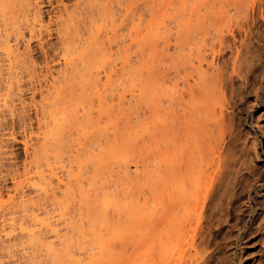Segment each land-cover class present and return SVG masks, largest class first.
<instances>
[{
    "label": "bare ground",
    "instance_id": "1",
    "mask_svg": "<svg viewBox=\"0 0 264 264\" xmlns=\"http://www.w3.org/2000/svg\"><path fill=\"white\" fill-rule=\"evenodd\" d=\"M177 1L179 2V5L174 7V13L173 14L171 13L172 14L171 15L168 12L169 13L168 15H170L169 20H172L171 21L172 26L169 28V30L166 31L167 33L163 30L165 33L163 34V36H161L159 38V36H160V35H158L159 31L155 32L158 34H155L154 32H152V34L154 33V35H156V37L158 35V37L154 38L153 39L154 41L152 39L151 40L149 39V38H153L151 36H149V38H148L149 40L148 39L145 40V41L148 40L149 42L151 41L152 45H153L152 47H150L152 50L150 55L148 54L149 55L148 56L149 61H151V62L146 60L147 58L143 59L144 58L143 56L145 53H143L144 51L142 52V49L138 47L141 51L140 50L137 51L138 52L137 56L140 55L141 61L144 60L142 62L140 61L141 63L139 62L141 65L139 63L135 65V63H137V61L135 62L134 59H131V58H133L132 55L130 56V54H127V52H126V54L124 56H122L123 57L122 60H120L121 61L120 66H118V68H116V67L112 68L110 71L109 69L112 66V64H111L112 61L110 63L111 59L108 60L106 58V55L104 58H102L103 55L102 56L100 55V53H99L100 49H97L95 46L96 44H95L94 46L96 49L93 46H92L93 47L92 48L91 45L90 46L86 45L85 48L84 47H81L80 49L75 48V49H78V50H75V49L73 50V52L75 51V53L70 52V51L68 53H62L63 54L62 63L60 64L59 71L57 70V72L54 70H51V68H49L48 66L46 67L45 75H44V77H45L44 88H43L42 92L40 93V94H42L41 97H42V101H43L42 102L43 106L41 107L42 112L40 110L39 111L41 112L42 118L38 120V124L41 128V126H42L41 120H42V123H47V125L44 124L45 127L44 126L43 127L45 129H47V128L48 129L47 130L43 129L44 130L43 131V130H41L42 128L41 129L39 128V130H41V131L39 132L40 135L37 139V141L39 140V142L36 143L37 145H33V144L29 143L27 139H24L22 141L23 145H24L25 152H26V154H25L26 159H25V163H24V168L22 169L23 170L22 173L24 176L26 175L25 176L26 181L29 182V184H30L29 187L30 188L34 187L36 189V190L32 191L36 196L34 195V197L33 196L29 197L27 195L29 198H25V196L23 194L22 196L15 198L13 196V193H12V195L7 194V195H9V197H8L9 199L6 198L8 203L10 202V200L12 198L13 199V200H11L12 204H14V207H16V209L20 208L19 209L20 213L25 208H26L25 211H27V210L30 211L29 207L30 208H31V206L34 207V205H35V207H37V206L40 207V204L43 203V199L45 198L42 195L46 196V198H47V193H48L47 199H51L50 197H52V200H53V197L55 196V195H53L54 190L51 191L50 187L49 188L47 187L50 190V192H49L48 189L46 188V185H50V182H48V181L54 180L53 178L58 180V181H56L58 183V185H59V183L63 182V181H60L59 178L56 176L57 171L60 170L59 167H62V166L58 165V162L60 161V158H59L61 155L60 153H62V151H63L60 149L61 147H63L62 146V144H63V138L62 137L64 135V137L66 138V135H67L66 133L71 132L72 128H74L73 122H74V120H76L78 118L77 117L78 114H77V116L75 114L74 115L73 114H67L66 115V114H64L65 112L63 113L64 110H62L60 112V116H59V113H57L59 111L58 106L62 107L67 102V100L73 101L74 104L79 105L81 108V113H82L81 116L82 117L80 116V119H82L84 122H86L87 119L90 120L92 118V117L91 118L89 117L90 113L87 114L88 102H87L86 90L88 88L89 89L93 88L94 83L91 81L90 77L87 75V71L91 72L94 70V68L99 70L98 69V67H99L98 62L100 61V59H103V61H102L103 64H104V62H107L106 65L108 67L110 65V67H109V69H107V66L105 64L104 65L102 64L103 67L101 66L102 68L106 67L104 69L108 70L107 75H106L107 79H106L105 83L103 82L104 85L102 87V90L105 89L108 92L107 95L109 94L108 95L109 97L112 96L114 91H116V88H117L116 86H118V84H119V83L117 84L115 81L118 77H121V79H120L121 82L124 80L125 83H127L126 86L129 87V89L128 90L126 89V90L129 91L128 97L130 99L128 98L129 101L126 102L127 104H124V101L126 98V97H124V95L126 96V94L123 92L122 95L123 94L124 95L122 97H120V100L118 101V99H117V101H118L117 104L119 106L115 102L116 105L115 104L114 105L116 107L117 106L118 107L116 108V107H114V105H111L112 107H109V109L107 110V108H108L107 104L111 103V98H109L106 95L105 90H104V92L100 91L102 93L98 94V96L101 95V97L99 96L100 100L101 99L103 100V101L98 100L99 105L106 103V104H103L104 105L103 107L106 108V112L103 116H105V117L107 116V122L108 123L106 122L107 125L105 124L106 126L104 125L103 127L102 126L99 127L100 125L97 127L96 126L98 124L97 123V124H95L96 127H94V128L90 127L89 129H91V128H93V129H91V130L87 129V131L84 130L85 127H84V129L81 127L82 128L81 130H83L82 131V137L79 138V136H78L77 139L79 138L80 141H81V139H83L81 141V143L80 142L79 143L81 145V148L84 151H86V149H85L87 147L86 145L88 143L90 144V142L93 139H96L97 141L96 140H94V141L96 142L97 145L94 143L95 144L94 148L96 146H97V148H99L100 155L98 152H97V154H98L97 156H96V154H93L94 156H92V155H90V153H88L90 155V157H92V158H88L89 160L91 159L90 160L91 162H89V160H88L87 163L85 162V166L88 163H91V167L93 166V168L91 169V170H93V173H92V175H90L91 179H88V180H91L89 182L90 187L88 186L87 190L80 189V188H79L80 190L79 189L76 190L77 192L79 191V195H80V196L79 195L77 196L78 199L77 198L74 199V197H72V195H71L73 193V190H72L73 188H71V184H70V187H67V185L64 184V189L65 188L66 189L64 190L63 195L66 197L70 196L72 200L74 199L73 201H75V203L72 201L74 203V207L72 206L73 207L72 212H70L71 216H70V214H67V215H69V217L66 216V214H64L65 216H63L62 215L63 213H62L61 216H63V218L62 217L61 218L64 221L63 227L66 228L67 230L68 229L69 230L71 229V231L74 230L75 231V232L73 231L74 234L76 233L77 237L81 238V242H82L81 246L84 245V247H85L86 245L89 244L88 247L92 246L91 248H93V246H94L95 250L97 248L100 251H102L103 253H107V254L109 253L108 251H110V249H114L113 251H111V252H113L111 255L112 258L110 256L111 252L109 253L110 258L108 257L109 258L108 263H110V261L113 258H115L114 256L117 255L116 251H119V250L115 249V246H116V248L118 246L122 247L123 254L122 253L121 254L123 256L119 252L118 258H120V260L122 262H125L126 264H205V261L207 262V260H208L207 258L211 257L210 251L208 253V248H207L208 246L206 245L204 248V245L207 244L206 239H205L206 241L203 242V244L205 243L204 245L202 243H199V242L197 243L194 241V239L197 241L196 233L200 232V231H196V230L200 229V225H201L200 220L201 219L199 218L196 221L195 220L196 217H194L193 214H194V212L197 213V208H200L197 206V204L199 203V197L201 195L204 196V199H205V197H208V196L212 197V195H217V196L220 195L222 198L223 193H222V195H221V192H220V194H218L219 192L217 193L216 192L217 190L215 191L213 189V186H216V185H214L215 181H222L224 179V177L226 176L227 167L229 166V163L231 162L230 161L231 157L227 152L226 144L223 142L222 134H224L223 133L225 131L224 129H226L227 127L228 128L232 127V125H230V124H232L231 120H234V119L231 118L232 113L230 112L231 113L230 114L228 112V113L224 114V115H227L228 119L226 121L224 120V119H226L225 118L226 116H224L222 114L223 113L222 110H223L224 97L221 96V94L224 95L225 92L221 91L220 88H222L223 85H225L226 82H228V81L225 82L224 79L230 80L231 79L230 76H232V77H233V75L238 76L243 71L242 72L240 71V70H242L241 69L242 66H237L239 64L238 63L236 65V67L238 69L236 70L233 67V70L231 72L233 75H231V74L228 75L227 74L228 71L225 73L224 68L220 67L221 65L219 66L218 63H217L218 65H216V63L215 64L212 63V62H215L213 60V58H212V61L207 62L208 58L206 59V56L208 57V55H205V54L209 51V49L204 47V45L202 44V46H203L202 49L207 50V51H203L197 44L195 46V44L193 43L194 39L192 40V38L195 36V34L198 35V34H202L203 32L205 33V30L207 27L206 23H208V20L209 21H216V20H214V18L215 19L218 18L217 13L216 12H215L216 14L213 13V11H214V9H213L214 8L213 7L214 0H205V1L200 0L201 2H204V3L199 4L200 1H199V3L196 2L195 3L196 5L194 4V6H192L190 8L189 7L187 8V6H186V5H188L187 0H177ZM206 1H208V3ZM236 1L238 3L239 0H236ZM236 1L233 3L234 5L236 4ZM30 4H33V5H30ZM37 4H39V3H37V0H32V2H31V0L30 1L29 0L28 1L27 0H0V17L2 19V22L4 21V22L8 23L10 25L9 27L11 28L12 31L15 28V32L17 31L16 29H18L20 27L19 25H18L19 27H17L16 23L21 24L23 22H24L23 23L24 25H26V26H27V24L29 25V29H31V30H29V32L34 31V29H36V28L41 29V31H42V29L44 31H46L48 29V27L50 26L49 21L46 22L41 17V12H39L40 8H39V5L37 6ZM92 4H93V1H91V5H90L91 7H93ZM168 4H169V2H168ZM28 6H33L31 8L32 13L28 14V11H27V10H29V9H27V8H29ZM198 6H199V8H198ZM200 8L203 10L200 11L201 10ZM196 9H198V10L200 9L199 12ZM205 9H207L208 12L204 11ZM196 11L198 13H196ZM193 14L198 15V18H195L196 20L191 18V15L193 16ZM214 14L216 15V17ZM28 15H30V17ZM60 15L57 16L55 22L57 24H59V26H60V28H59L60 36L59 37L62 39L61 41L65 40L64 41V43H65L66 40L68 42V40L75 41L76 37L80 38V35L78 34V32L73 31L74 30L73 27H74L75 22L72 20V16H70L69 13H67L66 16L64 15L65 17H63L62 15H61L62 16L61 17ZM154 15H156V14H154ZM187 16L189 19L187 18ZM18 18H20V19H18ZM167 18H169V16ZM179 18L182 19L181 20L182 23L180 22ZM184 18L188 19V20L184 21L183 20ZM157 19L158 18H156L155 21H157ZM164 19H166V17ZM20 20H23V21L21 22ZM18 21H20V22H18ZM25 21L27 22V24H25ZM153 21H154V19H153ZM29 22H30V24H29ZM167 23H168V21H167ZM150 25H151V23H150ZM161 25H162V23H161ZM136 26H138V25H135L133 32H135L137 30ZM160 26H159V28H160ZM32 28H34V29H32ZM162 29H163V26H162ZM98 33H100V30L98 31ZM142 33H144L145 36L147 34V32H142ZM5 34H6V32H5ZM9 34H11V33H9ZM17 34L18 35L20 34L19 31H17ZM28 34H30V33H28ZM14 36H15V34H14ZM164 36H166V37H164ZM8 37L9 36H7V38ZM22 37H23V35H22ZM138 37L139 36H137V38ZM15 38L18 39L19 36H18V38L17 37H15ZM202 38H203V36H202ZM133 39L134 40H131L132 45L135 42L134 45L138 46V43L140 42L141 38L139 37L138 39H136V37H135ZM157 39H158V41H156ZM25 41H26V39H25ZM7 42H9V41H7ZM7 42H5V39H4V42L1 43V46H3V44L6 43L2 49L3 55L6 56L5 60L8 61V63H7L8 68H6V70H8V71H6V74L9 72L8 77H9V79H12V78H15L14 76H16L15 75L16 72H13L16 69V68L14 69V66H15L14 64L19 62L18 60L20 59V57L22 55L21 53H23L22 56H24V57H22V58H24V60L26 57L24 55V51L19 53L18 46H14L15 44L17 45L18 43L15 42L14 45H10V43H7ZM153 42H155V43H153ZM156 42H158V43H156ZM25 44H27V43L25 42ZM142 44H140V45H142ZM143 45H145V44H143ZM26 46H28V45H26ZM26 46H24L23 49L24 50L26 49L25 52L28 53ZM250 46L251 45H249L248 48ZM0 48H2V47H0ZM204 48H206V49H204ZM163 49H169V50H168V52H166V51L164 52ZM248 50L250 51V49H248ZM64 51H65V48H64ZM245 51H246V49H245ZM244 52L240 53L239 49H238V53H236L235 55H238L240 53L242 56V55L248 53V52H245V53ZM1 53H2V51H1ZM240 54H239V56H237V57H240V59L238 58L239 60L236 59L237 57H233L232 59L235 58L237 60V62L241 60L239 65L243 64V62L245 64V60H247L249 62V59H247V58H250V57H247L245 60H242ZM26 56H27V54H26ZM251 57H253V56H251ZM1 58H3V56L0 57V59ZM109 58H110V56H109ZM242 58H244V56ZM164 60L165 61L167 60L166 64H165ZM236 60H235V62H236ZM251 60H252V58H251ZM14 61L15 62L17 61V62L13 63ZM94 64H97V65H94ZM251 64H252V62H251ZM3 65H4V63H3ZM92 65H94L95 67ZM249 65H248V63H246V67H249ZM232 66H233V64H232ZM1 68H3V67H1ZM245 68H244V70H246ZM104 69H102V72L105 71ZM100 70H99V72H101ZM75 71H78V74H79L78 80L74 76ZM117 71H119V72L116 73ZM4 72H2V73H4ZM144 72L145 73L147 72L149 74H147V73L145 74ZM103 73L106 74V72H103ZM191 73H193V74H191ZM11 74H14V75L12 76ZM116 74H118L119 76H117ZM9 75H11L12 77ZM112 75L117 76L116 79L113 78ZM106 76H104V77H106ZM19 77H21V76H19ZM141 78L144 79V80L143 79L142 80L145 83H143ZM112 79L113 80L115 79V80L112 81ZM148 80H150V82L148 83V86H146ZM178 80H180V81L178 82ZM121 82H120V84L125 85ZM19 83H20V80H19ZM166 83L167 84L169 83V88H167L168 90L164 88L165 85H167ZM144 84H146V85H144ZM220 84H222V86ZM224 87H226V85ZM97 88L95 89V91L93 93L99 91ZM218 88L220 91H218ZM9 89L10 88L8 87V90ZM231 89L232 88H230V90ZM11 90H12V88H11ZM96 90H98V91H96ZM117 90L119 91V89H117ZM232 90L230 93H232V97H234ZM110 92L112 93V95H110L111 94ZM218 92H220V93H218ZM9 93H11V92H9ZM9 93H8V95H9ZM93 93L91 92V94H93ZM104 93H105V96L108 98L104 97ZM116 94H117V92H116ZM95 95H97V94H94V97L98 98ZM229 95H231V94H229ZM116 96H118V95H116ZM119 96H121V94ZM218 96H221L222 99H221V97H218ZM236 96H237V94H236ZM10 97H11V95H10ZM92 97L93 96L91 95V99H92ZM103 97H104V99H103ZM112 97H114V96H112ZM3 98H5V97H3ZM115 98H117V97H115ZM107 99H110V101H106ZM126 100H127V98H126ZM145 100H146V102H148V107L149 108L152 107V108H150L149 113H151V111L154 110V112L156 111V113L158 114L155 119L152 118L154 120V123H153L154 127H152V129L150 128L152 132L149 129H147L148 125H145L147 123L144 124L145 126L142 125L143 121L145 119L144 118L145 116L143 117L144 119L142 120V123L140 121L142 128H143L141 131L138 129L135 130L137 128L136 123L133 124V122L131 120L132 118L130 116V115H134V113L138 110V107H140L141 104H143V102L145 103ZM220 101L222 102V104L220 103ZM23 102L24 101L22 100L21 104L24 105V107H25L26 102L25 103H23ZM217 102H218L217 106H219L221 104L220 107H222V110H220V108L218 109L216 107ZM5 103L6 102H3L4 107H5V105H4ZM123 104H124V106L126 105V108L122 107ZM130 104H132V105L135 104L136 107L138 105L137 110H136L134 105L133 106L135 109L131 108L132 106ZM46 106L48 107V109L43 111V108ZM4 107H3V109H4ZM129 107L131 109H129ZM166 107L168 108L167 110H166ZM127 108L129 109L128 111H127ZM0 109H2V108H0ZM113 109H114V111H113ZM139 109L141 112L142 111L141 107ZM111 110L113 113H110ZM115 110H116V112H115ZM130 110L131 111L136 110V111L132 114V112L130 113ZM146 110H147V108H146ZM216 110L219 111L218 116H216L217 115ZM126 111L129 113V115H128V113H126ZM161 112L165 113L166 115L165 116H162V114L159 115ZM109 113H110V115H114V118H113V116H110ZM124 113H126V114H124ZM56 114H57V116H56ZM145 114L143 113V115H145ZM123 115H125V116L128 115L130 117L126 116V118H125V116H123ZM150 115H152V113ZM58 116H59V120L56 121L58 119ZM72 116H74V117H72ZM75 116H76V118H75ZM111 117H112V119H111ZM48 119H51V120L49 121ZM43 120L46 122H43ZM148 120H146V121H148ZM155 120H156V122H155ZM48 121H49V123L52 122L53 125H52V123L48 125ZM150 121L152 123V120H150ZM119 122H121V123L119 124ZM130 123L133 124L132 125L133 127L130 125ZM50 125H51V127H50ZM93 125L94 124H92V126ZM254 125H257V123ZM111 127H113V129ZM114 127H115V129H114ZM214 127L216 128V130H214L215 129ZM258 127L260 128V126H258ZM108 128H110V129H108ZM103 129H105V130H103ZM260 130L262 131L261 128H260ZM107 131H108V133H107ZM136 131L137 132L140 131L141 133L144 132L145 134H148V135H151L153 133L149 137L151 139V142L154 141L153 143H151V145L154 147H152L150 144L149 145L147 144L145 146L143 145L142 147H146V149H147L148 146H151V147H148L147 150H149V153H151V154H152L151 151H153V152L155 151L154 153L156 155L155 154L154 155L157 158V159L155 158L156 161H155V164L153 165L154 167L152 168V173H153V174H151L152 178L150 177L151 184H152L150 187V189H151L150 194L152 195V197H151V199L150 198L149 199L151 200L150 202H152L151 203L152 206H150V207H152L151 208L152 210L150 209L151 212L149 215H148L149 212L147 213L145 211V215H148L147 217H145L144 215H142L139 212L141 210V205H140L141 203L139 204L140 199L135 198V195L133 196V194H135L137 192V189H135L136 192L132 191L131 186H130V185L134 184L132 186L136 185L135 187H133V188H136L137 186H139L141 184V182H140L141 179L139 181L137 176L135 178H133L136 174L134 176L131 175L132 176V179H131L130 175H128V170H126V169L124 170V172L122 171V174H121V170L124 169V164H126L125 162H127L126 165H129L128 164L129 161H127L129 159H127V158H130L133 156V158H132V160H133L134 156L138 155V153L140 152V149L142 148L141 146H140L141 148L138 146V142L136 141V140H139V138H137V136H136V133H137ZM227 131L228 130H226L225 132H227ZM150 132H151V134H150ZM262 133H263V131H262ZM134 135H135V137H134ZM134 139H136V140L134 141ZM152 139H153V141H152ZM94 141H92V142H94ZM133 143H136L135 144L136 146ZM91 147H93V144ZM100 148H101V150H100ZM137 149H139V150H137ZM93 150H95V149H91V152H94ZM131 150H132V152L130 153ZM166 152H167V156H166ZM79 153L81 154V151ZM128 153L131 154V156L129 155L130 157L128 156ZM52 155H54L56 157L59 156V157H58V159L56 157L55 158L53 157L52 161H49L48 159H50ZM159 156H161L163 158H161V157L159 158ZM48 157H50V158H48ZM53 159L59 160L57 162L55 161L57 163V165L59 166V167L56 166L58 168L56 173L53 170L54 168L56 170V167L53 166V164H49V163L53 162ZM79 160H78V164L81 162ZM164 160H165V162H164ZM258 160L261 161V158ZM85 161H87V158ZM55 162H54V164H55ZM41 165L43 167L44 166L46 167V168L44 167V169H46L45 171L42 170ZM50 165L53 169L50 167ZM138 165H140V166H138ZM142 165L143 164L135 163L134 167L137 166L136 167L137 169L140 167L139 169L140 170L142 169L141 171L143 172V166L144 165L143 166ZM80 166H81V163H80ZM81 168H83V167H81ZM125 168H127V167H125ZM136 168H135V170H137ZM78 171H79V168H78ZM60 172H61V170H60ZM89 172H90V169H89ZM118 172H120V173H118ZM125 172L127 173V175H124V174H126ZM45 173H47V174H45ZM113 174L115 177L113 176L114 178L112 179L111 176ZM120 175L121 176L123 175V176L121 177ZM58 176H59V174H58ZM119 178H120V180H119ZM124 178H126V180ZM76 179H77V177H76ZM108 179L110 180V185H111L112 180H113L112 182L115 181L114 179H116V182H114V184L116 183L115 185H118L119 183L122 185H125L126 184V183H124L125 181L128 183H131V182H134V183H132V184L127 183L128 185L126 184L127 186L125 185L124 186L125 188L123 187L124 188L123 190H122V186L118 185L119 188L117 186V189L114 190V188L113 189L111 188V187H113L112 186L113 184L111 186L108 185V182H109ZM30 180H33V181L30 182ZM94 180L99 181L98 183H100V184H97L96 181H94ZM100 180H102V181H100ZM137 180L139 181L140 184L137 182ZM26 181H24V179L22 180V182H26ZM106 181H108V182H106ZM105 182H106L107 186H106ZM121 182H123V183H121ZM31 183H32V186H31ZM101 183H103L107 189L104 187L105 190H102V189H100L101 187H99L98 191H101L102 193L98 192V191H96V193L97 192L100 193L101 196H99V195L95 196L96 194H95L93 189H95L96 187L94 188V185L95 186L96 185L101 186ZM115 185H114V187L116 188ZM259 185L264 186V178L260 179ZM16 186H15V189L16 188L18 189L19 185H16ZM141 186H142V184H141ZM19 187H21V186H19ZM78 187H79V185H78ZM120 187H121V189H120ZM57 188L59 189L60 187H57ZM110 188H111V192H109ZM15 189H14V191H15ZM120 190H121V192H119ZM2 191L3 190L0 191V208L1 209H3L5 204L6 205L8 204V203H6L7 201L4 202L2 200L3 199L2 193H1ZM112 191H114V192L116 191L117 194L112 192ZM5 192H7V191H5ZM17 192H20V191H17ZM22 192H24V191H22ZM22 192H20V193H22ZM77 192H74V193L76 194ZM133 192H135V193H133ZM20 193H19V195H20ZM17 194L18 193H16V195ZM75 194H74V196H75ZM38 196H41L42 201L41 200L40 201L42 203H38V205H37V201L40 199V197H38ZM37 197L39 199H37ZM55 197H54V200L56 199ZM98 197H99V199H98ZM136 197L139 198V196H136ZM33 198H35V200H36L35 202H34ZM148 200H147V198H146V200L144 199L142 201V206L147 208L148 205H146L147 202H145V201H148ZM11 202L9 203L10 206L8 205L9 207L8 206L6 207V210L8 208L12 207ZM3 204H4V206H3ZM29 204H30V206H29ZM27 205L29 206L28 208L26 207ZM201 207H202V205H201ZM149 208H147V211ZM19 210H18V212H19ZM37 210H39V209H37ZM1 211H3V210H1ZM23 214L24 215L19 214L21 216L20 218L18 217L20 220L14 218V217H11V223L9 224L10 229H8L9 231L7 229H5L8 232L5 231V232L1 233V230H0V237L4 235V237L11 238L13 236L12 232H14L15 229H18L20 232L25 231L27 234L26 237L29 239V241H31L33 243L34 242L33 240H38V238H37V230L38 229L42 228L41 231L42 230L47 231L48 229H50L52 232H54L55 237L59 234L60 230L58 229V227L56 228L55 223H54V225H52V227H51V225L49 227V223L47 222V221H49L48 220L49 215H48V217H47L48 219H47L46 218L47 213L43 212V214H45L44 216L42 215L43 217L38 215V213H36L35 215L32 214L31 216H33V220L30 216V218H31L30 221L32 220L34 222V220H36V223L35 222L34 223L36 224L37 227L36 226L35 227L25 226V224H23V223H25V221L24 220L21 221V219H23V217L25 216L24 212H23ZM26 214L28 215V213H26ZM39 214H40V212H39ZM200 214H201V211H200ZM0 215H1L0 220L2 221L3 215H2V213ZM36 215H38V216H36ZM126 215L129 217V220H128V218H126L127 217ZM195 215L197 216V218L199 217V213H197ZM190 216H192V217H190ZM125 218L129 222L125 221L124 220ZM192 218H194V219H192ZM123 221L125 222L126 225L124 223H122ZM192 221L194 222V225L192 224L193 227L191 226ZM199 222H200V225H199ZM1 223L2 222H0V224ZM37 223H39V226ZM51 224H52V222H51ZM7 226H8V224L6 225V227ZM46 227L47 228L49 227V228L47 229ZM13 229H14V231H13ZM41 231L38 230V232H40V233H41ZM51 231H48V232H51ZM16 232L17 231H15L14 233H16ZM52 232H51V234H52ZM55 233H57V235ZM115 234H117L118 236L116 235L117 240L114 239V242H113L112 238L115 237L114 236ZM201 234L199 235L198 241L203 239ZM43 236H42V238H43ZM200 237H201V239H200ZM7 238H5V239H7ZM27 238H26V240H28ZM118 238L120 239L119 241H118ZM53 239H54V237H53ZM29 241H28V244L31 243ZM7 242L11 243L9 241H7ZM110 242H111V246H110ZM112 242H113V244H112ZM116 242L118 244L119 243L120 244L118 245ZM14 243H16V242H13V245H14ZM21 243H24V242H21ZM53 243L47 244L46 246H44L45 247L44 250L47 249L46 255H47V257L49 255L48 259H50V260L47 259L48 263L50 262L51 264H62V263L63 264H65V263L70 264L69 262L72 261L73 257L75 260V256L73 255L74 254L73 252H71V253H73L72 254L73 257L71 256L70 250H68V249L66 250L67 252L63 251L64 252V255H63L62 254L63 252H59L57 247H56V249H54L55 247H54ZM4 244H6V243H4ZM33 244H35V243H33ZM28 246L30 249V247H31L30 244ZM112 246H113V248H112ZM34 247H36V246H34ZM108 247H109V249H108ZM31 248L33 249V247H31ZM80 250H81V247H80ZM29 252H31V251L29 250ZM95 252H98V251L96 250ZM114 253H115V255H113ZM29 255H31V254H29ZM45 258H46V256H45ZM118 258H116V259L119 260ZM129 258H130V260H129ZM81 259L78 261L75 260V263L81 264V262H82ZM32 260H33V258H32ZM66 260H68L69 262H65ZM113 260L116 261L115 263H118V264H119V262H121V261L118 262L115 259H113ZM79 261H81V262L79 263ZM114 261H112V262H114ZM239 261H241V260L239 259ZM30 262H32V261L30 260ZM94 262L97 263V261H93V262L91 261V263L89 261L88 263L93 264ZM82 263H84V262H82ZM88 263H86V264H88ZM232 264H234V263H232Z\"/></svg>",
    "mask_w": 264,
    "mask_h": 264
},
{
    "label": "rangeland",
    "instance_id": "2",
    "mask_svg": "<svg viewBox=\"0 0 264 264\" xmlns=\"http://www.w3.org/2000/svg\"><path fill=\"white\" fill-rule=\"evenodd\" d=\"M91 1H93V4H92L93 7L90 6ZM199 1L200 0H187L188 5H186V6H187V8L188 7L190 8V7L194 6V4L196 2L199 3ZM201 1L199 4L204 3ZM203 1H205V0H203ZM235 1L236 0H214V5H213L214 11H213V13L216 12L218 15L217 16L218 18L217 19L214 18V20H216V21H209L208 20V23H206L207 27H206L205 33L203 32L202 33L203 35L202 34H198V35L195 34V36L192 38V40L194 39L193 43L195 44V46L197 44L202 49L203 48L202 44H203L204 47L209 49V51L206 54L204 53L205 55H208V57L206 56V59L207 58L209 59V60L207 59V62L212 61V58H213V60L215 62H212V63H214V64L216 63V65L219 64V66L221 65L220 67L224 68L225 73L227 71L229 72V73L227 72L228 75L229 74L233 75L231 73L233 70V67L236 70L238 69L236 67V65L238 63L240 64L241 60L237 62V60L240 59V57H237V56H239L240 53L244 52L245 49H246L245 52H248V53H246L242 56L240 54L241 59L245 60L247 57H250V58H247V59H249V62L247 60H245V64L243 62V64L237 65V66H242V68H241L242 70H240V69L239 70L241 72L242 71L243 72L240 73L238 76L233 75L234 78L232 76H230L231 77L230 80L232 82L230 80L224 79L225 82L226 81H228V82H226V84L224 83L226 85V87H224L225 85H223L224 88L223 87L220 88L221 91L225 92L224 95L221 94V96L224 97L223 110H222V107H220L222 104V102H221L222 100L220 101L221 104L219 106H217L218 102L216 104V107L218 109L220 108V110H222L223 115L225 113L231 112L232 116L231 115L230 116L232 119H234V120H231L232 124H230V125H232V127H230V128L227 127L226 129H224L225 131L226 130H228V131L227 132L224 131L223 132L224 134H222L223 142L226 144L227 152L231 157V160H230L231 162L229 163V166L230 165L231 166L227 167V170H226L227 172H226V176L224 177V179L222 181H215L214 185H216V186H213V189L215 191L217 190L216 191L217 193L219 192L218 194H220V192H221V195H222V193H223L222 198L220 195H218V196L212 195V197L208 196V197H205V199H204V196L201 195L199 197V203L197 204V206L200 207V208H197V213H199V217L197 218V216L195 215V214H197L196 212H194V214H193L194 217H196V219H195L196 221L199 218L201 219L200 220L201 225L199 222L200 229H197L196 231H200L199 233L200 234L202 233L201 236L203 238V239H201V237H200L201 242L198 241L200 234L196 233L197 241L195 239H194V241L197 243L199 242V243L203 244V242H205L207 240V244L204 243L205 245L204 244L203 245H204V248L206 245L208 246L207 247L208 253L210 251V254H211V257L207 258L208 260H207V262L205 261V264H232V263H234V264H264V186L259 185L260 179L264 178V0H239L238 3L236 1V4L234 5L233 3ZM31 2H32V0H31ZM168 2H169V4H168ZM206 2L208 3V1H206ZM37 3H39V4H37V6L39 5V8H40L39 12H41V17L44 19V21H46V22L49 21V25H50L48 27L49 30L47 29L46 31H44L42 29V31H43L42 32L41 29L35 27L38 31L36 29L32 28V29H34V31H32L33 33L29 32V30H31V29H29V25L25 21V24H27V26L23 24L24 22L21 24L16 23L17 27L20 26L18 28L19 30L16 29L20 33L18 35L17 31L15 32V28L12 31L11 28L9 27L10 25L4 21L2 22V19L0 17V19H1L0 20V37H1L0 38V47H2V48H0V57L3 56V58L0 59V64H1L0 66L3 67V68L0 67V72H1L0 73V81H1L0 82V106H1L0 108H2V109H0V111H1L0 112V114H1L0 115V119H1L0 120V191L3 190L1 193H2V197H3L2 200L4 202L7 201L6 198H8L9 195H12V193H13V196L15 198H18L19 196H22L23 194H24L25 198H29L30 196L34 197V195H35L32 191H34L36 189L34 187H31V188L29 187L30 184H29V182L26 181V177H25L26 175L24 176L22 173L23 172L22 169L24 168V163H25V159H26V155H25L26 152H25L24 145H23L22 141L24 139H27L29 143H31L33 145H37L36 143L39 142V140L37 141V139L40 135L39 132L41 130L45 129L44 124L47 125V123H42V120H41V124H42V126H41L42 129H41L39 124H38V120L42 118L41 117V112H42L41 107L43 106V104H42L43 101H42V97H41L42 94H40V93L42 92V90L44 88V83H45L44 75H45L46 67L48 66L49 68H51V70H54L56 72H57V70L59 71L60 64L62 63V57H63L62 53H68L69 51L73 52V50L75 48H79V49L81 47L85 48L86 45H89V46L91 45V47L93 46L94 48L96 46L97 49H100L99 53L101 56L103 55L102 58H104L106 55V58L108 60L111 59L110 63L112 61V63H111L112 66L110 67V65H109L110 69L106 65L107 62H104V64L107 66V69H109L110 71L112 68H115V67L118 68V66H120V62H121L120 60H122V58H123L122 56H124L126 54V52H127V54H130V56L132 55L133 58H131V59H134L135 62L137 61V63L134 62L135 65L138 64L141 61L140 55L137 56V53H138L137 51L140 50L139 48H141L142 52L144 51L143 53H145L143 56L144 57L143 59L147 58L146 60L149 61L148 56L150 55V53L152 51L150 47H152L153 45H152V42L151 41L149 42L148 40L149 39L153 40L154 38H157L158 35H160L159 36V38H160L161 36H163V34L167 30H169V28L172 26V24H171L172 20H169L170 15H168V14L169 13L173 14L174 13V7L179 5V2L177 0H169V1L168 0H37ZM30 5H33V4H30ZM199 6H198V8H199ZM28 7H29V8H27V9H29V10H27L28 14L32 13L31 8L33 6H28ZM196 10L199 12L198 9H196ZM202 10L203 9H201L200 11H202ZM197 11H196V13H198ZM204 11L208 12L207 9H205ZM67 13H69L70 16H72V20L75 22L74 27H73V29H74L73 31L78 32V34L80 35V38H78V37H76V39L74 38L75 41L68 40V42H67V40H66L67 43L66 42L64 43L65 40L61 41L62 39L59 37L60 36V34H59L60 26H59V24H57L55 22V20H56L57 16H59L60 14L63 17H65ZM153 13L156 15H154ZM196 15L197 14H193L194 17L191 15V18H193V19L198 18V15L197 16ZM28 16L30 17V15H28ZM168 16H169V18H167ZM165 17H166V19H164ZM215 17H216V15H215ZM152 18L154 19V21L156 18H158V19H157V21L154 22ZM185 18L183 19L184 21L189 19L188 16H187L188 19H185ZM18 19H20V18H18ZM179 20L182 23V21H181L182 19L179 18ZM20 21L22 22L23 20H20ZM20 21H18V22H20ZM167 21H168V23H167ZM30 22H29V24H30ZM150 23H151V25H150ZM161 23H162V25H161ZM135 25H138V26H136L137 30L135 32H133ZM159 26H160V28H159ZM162 26H163V29H162ZM99 30H100V33H98ZM156 31H159V34L155 33ZM5 32H6V34H5ZM142 32H147V34L145 33L147 37ZM152 32H154L155 34H158L157 37H156V35H154V33L152 34ZM9 33H11L12 35ZM28 33H30V34H28ZM14 34H15V36H14ZM22 35H23V37H22ZM7 36H9V37L7 38ZM18 36H19V38H18ZM137 36H139L141 38L139 43L140 44L143 43L145 45H143V44L140 45L139 43H138V46L134 45L135 44L134 41H133L134 44L132 45L131 40H134L133 38H135V37H136V39H138L139 37L137 38ZM149 36H151L153 38H149ZM202 36L205 40L202 38ZM15 37H17L18 39H16ZM164 37H166V36H164ZM3 38L5 39V42L9 41L7 43H10V45H14L15 42L18 43L17 45L15 44L14 46H18L19 53L24 51V55L26 57L24 60V58H22V57H24V56H22L23 53H21L22 54L20 57L21 60L19 59L18 60L19 62L16 61L17 63L15 61L13 62V63H16V64H14L15 65L14 69L15 68L16 69H15V71H13L14 69L12 71L16 72L15 73L16 76H14L15 78H12V79H9V77H8L9 72L6 74V71H8V70H6V68H8L7 67L8 61L5 60L6 56L3 55V50H2L3 46L6 43L3 44V46H1V43L4 42ZM25 39H26V41H25ZM146 39H148V40L145 41ZM158 39L156 41H158ZM25 42L27 44H25ZM153 43H155V42H153ZM156 43H158V42H156ZM26 45H28V46H26ZM249 45H251L252 47L250 46L248 48ZM24 46L27 47L28 53L25 52L26 49L25 50L23 49ZM64 48H65V51H64ZM206 48H204V49H206ZM238 49H239L240 53L238 55H235L236 53H238ZM248 49H250V51ZM75 50H78V49H75ZM163 50H164V52L165 51L168 52L169 49H163ZM1 51H2V53H1ZM203 51H207V50H203ZM73 53H75V51ZM26 54L28 57L29 56L30 57L28 58L26 56ZM109 56H110V58H109ZM243 56H244V58H242ZM251 56H253V57H251ZM233 57H237L236 58L237 60L235 58L232 59ZM251 58H252V60H251ZM167 60L166 61L164 60L165 64H166ZM235 60H236V62H235ZM100 61L102 62L103 59H100ZM100 61L98 62L99 64L97 63L100 67V68L98 67L99 70L104 65L103 62L101 63ZM142 61H144V60H142ZM149 62H151V61H149ZM251 62H252V64H251ZM3 63H4V65H3ZM246 63H248V65L250 64L249 67H246ZM97 64H94V65H97ZM232 64H233V66H232ZM94 65H92V66H94ZM104 68H106V67H104ZM104 68H102V69H104ZM244 68L246 70H244ZM102 69L100 70L101 72H99V70H97L95 68L91 72L87 71V75L90 77L91 81L94 83V85H93L94 87L92 86L93 88L90 87L91 89L88 88L86 90V96H87V102H88L87 114L90 113L89 117L90 118L92 117L90 120L87 119L88 121L86 120V122H84L82 119H80V116L82 114L81 108L79 105L74 104L73 101L67 100V102L62 107L58 106L59 111L57 113H59V116H60V112L62 110H64L63 111V113L65 112L64 114H66V115L67 114H73V115L75 114L76 116L78 114V116H77L78 118L76 120H74V122H73L74 128H72L71 132L66 133L67 134L66 138L64 137V135L62 137L63 138V144H62L63 147H61L60 149L63 151H62V153H60L61 155L59 154L60 157L59 156L56 157L54 155H52L51 158L48 157V158H50V159H48L49 161H52L53 157L54 158L56 157L57 159L59 157L60 161L57 159H55V160L53 159V162L49 163V164H53V166H55V167L56 166L57 167L62 166V167H59V169L61 170V172H60V170H58L57 167L55 170V168L53 169L50 165V167L54 170L55 173L58 170L56 173V176L59 178L60 181H63V182L59 183V185H58V183L56 182L58 180L53 178L54 180L48 181V182H50V185H46V188L50 187L51 191L54 190L53 195L56 196V197L54 196L56 199L54 200V197H53V200H52V197H50L51 199H47L48 198V193H47V198H46V196L42 195L43 197H45L47 199L46 200L44 198L43 203H42L41 202L42 201L41 196H38V197H40V199L37 197V199H39L38 200L39 202L37 201V205H38V203H42V204H40V207L36 205L38 207L37 208L33 204L35 208L32 206L30 208L29 207L30 204H29V206L27 205L26 207L27 208L29 207L30 211L29 210L25 211L26 210V208H25L21 212L22 214L20 213V210H19L20 208L16 209V207H14V204H12V202H11V200H13L12 198L10 200V202L12 204V207H10L11 209L8 208L9 210L8 209L6 210V207L8 205L10 206V204H9L10 202L8 203V201L6 202V203H8L7 205L5 204V206H4V204H3V206L5 208L4 207H3V209L0 208V214L2 213V215L4 216V217L2 216V221L0 220V222H2L0 224L1 233L10 229L9 224L11 223V217L19 219L21 217L20 215H24L23 214V212H24L25 218L22 216L23 219H21V221H23V220L25 221V223H23V224H25V226L35 227L36 226V224H35L36 220H34V222H35L34 223L32 221L33 216H31V215L32 214L35 215L36 213H38V215L44 216L45 214H43V212H45V213H47L46 218L49 215V219L47 218L49 220V221H47L49 223V227H50V225L52 227V225H54V223H55L56 228L58 227V229L60 230V231L58 230L60 235L58 234L59 235L58 236L57 233H55L57 235L55 237L54 232H52L50 229H48L49 227L48 228L46 227L48 229L47 231L46 230L41 231L42 228L41 229L37 228L39 231H41V233L38 232V230H37L38 240H33L34 241L33 243L36 244L35 245L31 241H29V239L26 237L27 234L25 231L20 232L18 229H15V231H17V232L14 233L15 231L13 229V231H14V232H12L13 234L10 232L13 236L10 234L12 237L11 236H10L11 238L8 237L10 240L7 237H4V235L0 237V264H38V263L39 264H49L50 263V262L48 263V260H50V259H48L49 255L47 257V255H46L47 249L44 250L45 249L44 246H46L47 244H51L53 242H54L53 244L55 247L54 249H56V247H57L59 252L66 251L68 249V250H70L71 256L74 253L73 255L75 256V260L78 261L82 258L81 261L84 263L79 261V263L81 262V264H86L89 261H90V263H91V261L92 262L97 261V263L94 262L93 264H105V263L106 264H118V263H115L116 261H114L113 259L117 260L116 258H118L119 252H120V254L121 253L123 254L122 247L118 246L116 248V246H115V249H117L119 251H116L117 255H115V253L113 254V255H115L114 256L115 258H113L112 260L110 259L111 261H110V263H108L109 258L113 253L111 251H113L114 249H110V251H108L109 253L111 252L110 256H109V253L108 254L103 253L102 251H100L97 248H96V250L98 252H95L96 250L94 249V246H93V248H91L92 247L91 245H90L91 247H88L89 244L86 245L85 247H84V245L81 246V243H82L81 238L77 237L76 233L74 234V232H75L74 230L71 231V229L67 230L66 228H64L63 227L64 221L62 219L63 216H65L64 214H66V216H68V217H69V215H67V214H70V216H71L70 212H72V208L74 207V203H75V201H73V200L75 198H77V196L79 195V191L77 192L76 190H78L79 188L87 190V188L90 184L89 182L91 180H88V179H91L90 175H92V173H93V170H91L93 168V166L91 167V163H88L85 166V162L86 163L88 162V160H89L88 158H92V157H90V155L94 156L93 154H96V156H97L98 155L97 152L99 153V148H97V146L94 148V146L96 144V142L94 140H96V139H93L92 141H94V142L91 141L92 143L90 142V144L88 143L86 145L87 146L85 148L86 151H84L81 148L80 143L83 140V139H81V141H80V139H79L82 137V131L83 130H81V129L82 128L84 129V127H85L84 130L87 131V129H89L90 127L94 128L96 126L98 127L99 125H100L99 127H101V126L103 127L105 124L107 125V123H108L107 122V116L106 117L103 116L106 112V108L103 107L104 106L103 104H106V103L101 104L102 105L101 106V105H99V101H98V100H100L99 96L101 97V95L98 96V94L99 93L101 94L105 90V89L102 90V87L104 85L103 82L104 83L106 82V79H107L106 75L108 72L107 69H104L105 71H103V72H106V74H105L102 72ZM2 72H4V73H2ZM118 72L119 71H117L116 73H118ZM147 74H149V73H147ZM191 74H193V73H191ZM11 75L13 76L14 74H11ZM11 75H9V76H11ZM116 75L119 76L118 74H116ZM19 76H21V77H19ZM74 76L77 80L79 79L78 71H75ZM104 76H106V77H104ZM117 76L112 75V77L115 79ZM120 79H121V77H118L115 81L117 84L118 83L119 84H118V86H116L117 88L115 87L116 91L113 90L114 91L113 95L110 92L111 93L110 95H112L114 97H112V96L109 97L108 96L109 94L107 95L108 92L105 90L106 95L109 98H111V103L107 104V107H108L107 110L109 109V107H112L111 105H114L115 102L117 104V102L120 100V97H122L124 95V94L122 95L123 92L126 94V96L124 95V97L127 98V100L125 98L124 104H127L126 102L129 101V99H130L128 97L129 91H127L129 89V87L126 86L127 83H125L124 80L121 82ZM142 79L143 78H141V80ZM19 80H20V83H19ZM114 80L112 79V81H114ZM150 80L147 81V85L146 84H144V85L148 86V83L150 82ZM179 81L180 80H178V82ZM120 82L125 84V85L120 84ZM143 83H145V82L143 81ZM220 85L222 86V84H220ZM8 87L10 88L9 90H8ZM11 88H12V90H11ZM96 88L99 91L96 90L98 92L93 93ZM164 88L165 89L169 88V83L167 85H165ZM230 88L233 89V90L232 89L231 90L233 91V95L235 98L232 97V93H230L231 92ZM117 89H119V91ZM124 89L125 90L127 89V90L125 91ZM100 91H102V92H100ZM218 91H220L219 88H218ZM9 92H11V93H9ZM91 92L93 94H91ZM116 92H117V94H116ZM8 93H9V95H8ZM105 93H104V97L108 98L105 96ZM218 93H220V92H218ZM94 94H97L95 96H97L98 98L94 97ZM120 94H121V96H119ZM229 94H231V95H229ZM236 94H237V96H236ZM10 95H11V97H10ZM91 95L93 96L92 99H91ZM116 95H118L119 97ZM221 96H218V97H221ZM3 97H5V98H3ZM104 97H103V99H104ZM115 97H117V98H115ZM117 99H118V101H117ZM221 99H222V97H221ZM22 100L24 101L23 103L26 102L25 107H24V105L21 104ZM146 100H145V103L143 102V104H141V106L139 105L142 109L141 112L139 109L140 107H138V105H137V107H138V110H137V107L135 105L136 103L133 105L135 106L137 111L135 110L136 111L135 112V111L130 110V113L132 112V114L135 112L134 115H130L132 118V119L131 118L130 119L132 120L133 124L136 123L137 128L135 127L136 128L135 130L138 129L141 131L143 129L142 125H144L145 123H147L145 125H148V126L150 125L149 127L147 126V129H149L150 131H151L152 127H154L153 126L154 120L152 118L155 119L158 114L156 113V111L154 112V110H152L151 111L152 115H150L151 113H149V112H150V108H152V107H150V108L148 107V102H146ZM106 101H110V99H107ZM3 102H6L4 104L5 107L3 106ZM124 104L122 107L126 108V105L124 106ZM224 104L225 105L227 104V105L225 106ZM115 105H114V107H116ZM130 105L132 106L131 108H134V106L132 104H130ZM3 107L5 110L3 109ZM44 108H43V111L48 109L47 106ZM131 108L129 107V109H131ZM146 108H147V110H146ZM6 109L7 110L9 109V110L7 111ZM114 109H113V111H114ZM129 109L127 108V111ZM167 109L168 108L166 107V110ZM127 111H126V113H128ZM115 112H116V110H115ZM162 112L159 115L162 114V116H165L166 114L162 113ZM216 112H217L216 116H218L219 111L216 110ZM110 113H113L112 110L110 111ZM110 113H109V115H110ZM126 113H124V114H126ZM143 113L144 114L146 113V114L143 115ZM128 115H129V113H128ZM128 115H126V116H128ZM56 116H57V114H56ZM59 116H58V119L56 121L59 120ZM76 116H75V118H76ZM110 116H113V118H114V115H110ZM123 116H125V115H123ZM126 116H125V118H126ZM130 116H128V117H130ZM224 116H226L225 117L226 119H224V118L223 119L226 121L228 119L227 115H224ZM72 117H74V116H72ZM111 119H112V117H111ZM143 119H144V121H143V124L141 125ZM48 120L50 121L51 119H48ZM146 120H148V121H146ZM150 120H152V123ZM49 121H48V125L52 123V122L49 123ZM140 121H141V123H140ZM43 122H46V121L43 120ZM155 122H156V120H155ZM255 122L257 123V125H254V124H256ZM120 123L121 122H119V124ZM92 124H94V125L92 126ZM95 124H97V125L95 126ZM133 124L130 123L131 126ZM52 125H53V123H52ZM258 126H260L263 133ZM50 127H51V125H50ZM39 128L41 130H39ZM93 128H91V129H93ZM111 128L113 129V127H111ZM47 129H45V130H47ZM91 129H89V130H91ZM108 129H110V128H108ZM114 129H115V127H114ZM103 130H105V129H103ZM214 130H216V128ZM140 131L139 132L136 131L137 132L136 136H137V138H139V140L134 139V141L136 140L138 142L139 147L140 146L142 147L143 145L145 146L147 144L151 145V143L154 142L153 139H152L153 142H151V139L149 137L153 134V133L151 134L152 131L150 132L151 135L145 134L144 132H142L143 133L142 134ZM107 133H108V131H107ZM78 136H79V138L77 139ZM134 137H135V135H134ZM92 144H93V147H91ZM133 144L135 145L136 143H133ZM151 146H148V147H151ZM148 147H147V149H148ZM152 147H154V146H152ZM91 149H95V150H93L94 152H91ZM147 149H146V147H142L140 149V152L139 153L137 152L138 155H135L136 153L134 154L135 156H134L133 160H132L133 156L130 157L131 156L130 153L132 152V150H131L130 153H128V156L130 155L129 156L130 158H127V159H129V160H127V161H129L128 162L129 165H126L127 162H125L126 164H124V169L121 170V174H122V171L124 172L125 169L128 170V175H130L131 179H132L131 175L134 176L135 174L136 175L133 178H135L137 176L139 181L141 179L140 182H141L142 186L139 183V181L137 180V182L140 185L137 186L136 188H133L136 185L132 186V185H134V184H132L134 182L128 183L125 181L124 183L132 184V185H130L132 191L136 192L135 189H137L136 193L133 192V193H135V194H133V196L135 195V198L140 199L141 202L139 201V204L141 203L140 204L141 210L139 212L142 215H144L145 217H147L152 210L151 209L152 207H150V206H152V204H151L152 202H150L151 201L150 199L152 197V195L150 194V192H151L150 187L152 185L150 177H151V174H153L152 168L154 167L153 165L155 164V161H156L155 160L156 154L154 153L155 151L154 152L151 151L152 152V154H151V153H149V150H147ZM100 150H101V148H100ZM137 150H139V149H137ZM80 151H81V154L79 153ZM88 153H90V155ZM99 155H100V153H99ZM166 156H167V152H166ZM160 157L161 156H159V158ZM163 157H161V158H163ZM86 158H87V161H85ZM260 158H261V161L258 160ZM78 160L81 161L80 162L81 166H80V163L78 164ZM90 160H89V162H91ZM55 161L56 162L59 161L58 162L59 166L57 165V163ZM54 162H55V164H54ZM164 162H165V160H164ZM135 163L144 165V166L142 165L143 166V172L141 171L142 169L141 170L139 169L140 167L138 169L136 168L137 166L134 167ZM138 166H140V165H138ZM44 167L42 166V170L45 171L46 169H44ZM81 167H83V168H81ZM125 167H127V168H125ZM78 168H79V171H78ZM135 168L138 171L135 170ZM89 169H90V172H89ZM118 173H120V172H118ZM45 174H47V173H45ZM58 174H59V176H58ZM124 175H127V173ZM113 176H114V174L111 176L112 179L115 177V176L114 177ZM76 177H77V179H76ZM23 179L26 182H22ZM124 179L126 180V178H124ZM96 180H94V181H96ZM114 180H115L114 182H116V179H114ZM119 180H120V178H119ZM31 181H33V180H30V182ZM100 181H102V180H100ZM112 181H111V185L113 184L112 185L113 187H111L112 189L113 188H114V190L117 189L118 185L122 186V190L125 188L124 186L126 184L122 185L120 183L119 184L117 183L118 185H115L116 183L114 184V182H112ZM98 182L99 181H96L97 184H100ZM106 182H108V181H106ZM106 182H105V184H106ZM121 183H123V182H121ZM64 184H66L67 187H70V184H71V188H73L72 189L73 193L71 194L72 197H74L73 200L71 199L70 196L66 197L63 195L64 190L66 189V188L64 189ZM16 185H19L21 187L18 186V189L17 188L15 189ZM78 185H79V187H78ZM108 185L111 186L110 180L108 182ZM114 185L116 186V188L114 187ZM31 186H32V183H31ZM106 186H107V184H106ZM57 187H60V188L58 189ZM99 187H101L100 189L105 190L104 189L105 185L103 183H101V186H98V185L95 186L94 185L95 189H93V190L96 194L95 196H97V195L101 196L100 193H98V192H101V191H98ZM111 188H110L109 192H111ZM118 188H119V186H118ZM14 189H15V191H14ZM120 189H121V187H120ZM5 191H7V192H5ZM17 191H20V192L24 191V192L20 193ZM48 191L50 192L49 189H48ZM96 191H98V192L96 193ZM74 192H77V193L75 194ZM112 192H114V191H112ZM119 192H121V190ZM16 193H18L17 194L18 196L16 195ZM19 193H20V195H19ZM114 193H116V191ZM7 194H9V195H7ZM74 194H75V196H74ZM136 196H139V198ZM146 198H147V200L150 198L148 201H145V202H147V204L146 203L145 204L148 205L147 208L150 207L148 209V211H147L146 207L142 206V201L144 199L146 200ZM98 199H99V197H98ZM33 200H34V202L36 201L35 198H33ZM201 205H202V207H201ZM37 209H39V210H37ZM1 210H3V211H1ZM18 210H19V212H18ZM145 211L147 213L149 212L148 215H145ZM200 211H201V214H200ZM39 212H40V214H39ZM26 213H28V215ZM61 214L63 216H61ZM38 215H36V216H38ZM30 216L32 218L31 221H30V219H31ZM192 216H190V217H192ZM126 218H128V220H129L128 216ZM126 218L124 219L125 221H127ZM192 219H194V218H192ZM51 222H52V224H51ZM127 222H129V221H127ZM122 223L125 224L124 221ZM7 224H8V226L6 227ZM37 224L39 226V223H37ZM192 224L194 225L193 221L191 222V226L193 227ZM5 229H7V230H5ZM48 231H51L53 235L51 234V232H48ZM116 235L117 234H115L114 235L115 237L112 238L113 242H114V239L117 240L118 235L117 236ZM42 236H43V238H42ZM53 237H54V239H53ZM5 238H7V239H5ZM26 238L28 240H26ZM119 240L120 239L118 238V241ZM7 241H9L11 243H8ZM28 241L31 242L29 244L31 247H33V249L31 247L29 249ZM13 242H16V243H14V245H13ZM21 242H24L25 244L21 243ZM113 242H112V244H113ZM4 243H6V244H4ZM34 246H36V247H34ZM110 246H111V242H110ZM80 247H81V250H80ZM112 248H113V246H112ZM108 249H109V247H108ZM29 250L31 252H29ZM71 252H73V253H71ZM28 253L31 254L32 256L29 255ZM62 254L64 255V252ZM45 256H46V258H45ZM31 257L33 258V260ZM111 258H112V256H111ZM118 259H119V260H117L118 262L121 261L120 258H118ZM239 259L241 261H239ZM30 260L32 262H30ZM73 260H74V257L71 261L74 264L75 260L74 261ZM129 260H130V258H129ZM112 261H114V262H112ZM65 262H69V261L66 260ZM71 262H69V263L72 264ZM124 263L125 262H122V261L119 262V264H124Z\"/></svg>",
    "mask_w": 264,
    "mask_h": 264
}]
</instances>
